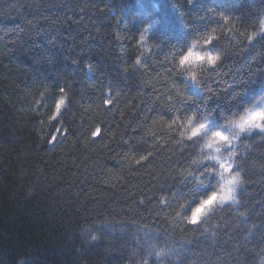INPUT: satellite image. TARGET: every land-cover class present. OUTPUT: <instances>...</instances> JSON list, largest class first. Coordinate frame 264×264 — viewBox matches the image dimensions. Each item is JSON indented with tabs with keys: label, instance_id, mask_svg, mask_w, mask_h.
Masks as SVG:
<instances>
[{
	"label": "trees",
	"instance_id": "1",
	"mask_svg": "<svg viewBox=\"0 0 264 264\" xmlns=\"http://www.w3.org/2000/svg\"><path fill=\"white\" fill-rule=\"evenodd\" d=\"M262 21L264 0H0V264H156L132 222L173 242L179 255L160 264H260L261 137L239 141L245 187L241 205L222 212L224 231L205 238L178 220L173 228L151 198L172 160L201 152L202 141L178 144L168 128L181 97L195 109L211 94L216 128L264 92V38L248 39ZM207 33L222 64L201 67L195 81L171 71L177 50ZM60 87L69 99L50 119ZM145 149L156 158L137 165Z\"/></svg>",
	"mask_w": 264,
	"mask_h": 264
},
{
	"label": "snow or ice",
	"instance_id": "2",
	"mask_svg": "<svg viewBox=\"0 0 264 264\" xmlns=\"http://www.w3.org/2000/svg\"><path fill=\"white\" fill-rule=\"evenodd\" d=\"M192 2L193 0H189V3ZM209 11L212 13L216 12L215 9H209ZM220 15L225 21L231 19L224 13H220ZM150 29L151 25H147L143 29V32H149ZM257 37L264 38V21L261 22V31L254 32L248 38L249 42L255 40ZM143 38V33H141V40ZM217 42L218 38L213 33L202 34L193 42L192 48H195L196 43H200L204 48V53L200 57L202 62L201 67L211 66V70L215 71L218 65L222 64L226 54L215 49L214 46L217 45ZM186 49L189 52L192 50L187 46V48L178 49L177 51L178 53H183ZM185 64L186 57L182 58L179 64L176 61L171 71L184 75L185 73L179 71L178 68L180 65ZM196 76V72L188 73L191 81H195ZM197 86L199 85L197 84ZM239 86L246 90V84ZM228 89H231V91H226V94L231 95L235 91L233 85H229ZM59 93V99L55 104V115L50 119H55L61 113V108L68 102L69 98L64 87L59 88ZM240 94L238 93L237 95ZM237 95H232V99H235ZM187 99L190 98L181 97L179 100V103L183 107V113L182 115L173 116L168 124V128L170 130H178L180 137V140L177 141L178 144L182 145L187 140L195 146L203 140L200 146L201 152L196 159H193V155L190 153L188 155L181 154L179 158L172 160L170 165L171 171L165 173L163 183L158 189V194L154 195L151 201H155L153 212L157 218L163 214L165 220H168V213L171 212L173 228L180 226L175 223L178 220L186 230L194 234L200 233L205 235V238H208L207 234H209L211 227H214L218 232L224 231L228 227L222 215L223 210L232 208L233 205H241V201L237 198V189L245 187L244 175H242L245 170L242 161L246 157L243 153H238L237 142L250 140L254 136H259L262 141L259 146L264 147V125H253L241 116L239 120L225 119L224 124L228 126L227 131H224L222 127L212 128L210 120L213 113L206 106L207 101L212 99V95L210 94L207 98L201 96L199 108L195 109L193 104L184 102ZM105 103L110 105L112 101L107 100ZM258 106L264 109V92L261 93L253 104L244 107V113H253ZM236 126L239 128V132L233 133L232 128ZM253 128H259L260 130L253 131ZM100 132L101 129L97 127L92 132V136L97 137L100 135ZM208 133L210 135L206 136L205 134ZM241 133H247V135H242ZM152 135L158 143L159 138L155 137V134ZM55 139L56 137H52L53 141ZM205 149H210L211 151L205 154ZM221 149H223L224 153H227L226 156L224 154L220 155ZM145 152V155H142L135 161L137 165L149 161V158L153 160L156 158L152 151L145 149ZM139 204L144 205V200H139ZM246 215V212H238V216L241 218ZM214 220L221 221L222 223L213 224ZM127 227L134 228V231L131 233L133 236H137L141 231L144 232L145 243L148 247L147 255L149 257L154 256L156 264H160V261L167 259L169 255H179L173 246V242L166 236L151 229L142 228L135 222L127 225ZM93 228L95 231H103V224L93 225ZM211 236L215 238V232L211 233ZM92 239L95 240L97 237L92 236ZM150 241H159L164 247H159L155 243H149ZM137 243L139 242L137 241ZM187 243H191V241ZM186 246L187 244L182 247ZM143 264H148V260L145 259ZM170 264H183V261L182 259H176L170 261Z\"/></svg>",
	"mask_w": 264,
	"mask_h": 264
},
{
	"label": "clouds",
	"instance_id": "3",
	"mask_svg": "<svg viewBox=\"0 0 264 264\" xmlns=\"http://www.w3.org/2000/svg\"><path fill=\"white\" fill-rule=\"evenodd\" d=\"M196 40L197 39L192 40L190 42V44L188 45V48L192 49L190 52L187 51V49H186L185 52L177 54V64H179V61L182 58L186 57V64L180 65L178 70L187 74V75L190 72H196L197 73V71L201 68V65H202L200 57L204 53V48L202 47V45L200 43H196L195 48H192V44ZM241 116H243L244 120L249 121L253 125H264V109L259 108V106L257 107L256 110L253 111V113L245 114L244 110H242V111H240L234 115L229 116L228 119L239 120L241 118ZM221 127L223 128L224 131L228 130V126L225 124H223ZM259 130H260L259 128H253V131H259ZM232 132L233 133L239 132L238 126L233 127ZM241 134L243 135V134H247V133H241ZM205 135L209 136L210 133L205 134ZM202 142H203V140H202ZM210 151H211L210 149H205V154H207ZM223 154H224L223 149H221L220 155H223ZM238 194H239V188L237 189V198H238ZM262 262H264V259H262L260 261V264H262Z\"/></svg>",
	"mask_w": 264,
	"mask_h": 264
},
{
	"label": "rangeland",
	"instance_id": "4",
	"mask_svg": "<svg viewBox=\"0 0 264 264\" xmlns=\"http://www.w3.org/2000/svg\"><path fill=\"white\" fill-rule=\"evenodd\" d=\"M63 135H64V134H63ZM63 135H62V136H63ZM245 135H247V134H245ZM56 139H57V138H56ZM56 139H55V140H56ZM238 145H239V141L237 142V148H238ZM224 155L226 156L227 153H224Z\"/></svg>",
	"mask_w": 264,
	"mask_h": 264
}]
</instances>
